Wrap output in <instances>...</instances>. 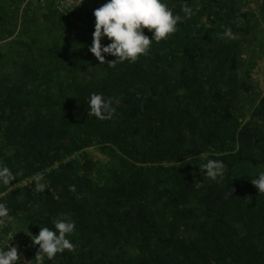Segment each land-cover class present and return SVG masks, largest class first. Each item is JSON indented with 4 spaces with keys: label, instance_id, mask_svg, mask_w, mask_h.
<instances>
[{
    "label": "trees",
    "instance_id": "trees-1",
    "mask_svg": "<svg viewBox=\"0 0 264 264\" xmlns=\"http://www.w3.org/2000/svg\"><path fill=\"white\" fill-rule=\"evenodd\" d=\"M162 2L192 15L109 66L88 51L93 14L0 0V163L16 176L0 203L33 235L76 226L74 249L44 264H264V193L251 183L264 172V90L241 60L263 0ZM91 93L111 98L112 119L88 115ZM205 155L223 161L222 180L200 169Z\"/></svg>",
    "mask_w": 264,
    "mask_h": 264
},
{
    "label": "clouds",
    "instance_id": "clouds-1",
    "mask_svg": "<svg viewBox=\"0 0 264 264\" xmlns=\"http://www.w3.org/2000/svg\"><path fill=\"white\" fill-rule=\"evenodd\" d=\"M182 11L185 17L174 15L162 0H106V3L93 11L94 31L88 51L99 64L105 63V55L115 57L108 63L109 66H114L117 61L134 63L140 56L148 54L153 40L160 42L167 39L176 31L178 23L191 17V8L183 6ZM144 29L152 33L151 38L144 34ZM225 34L230 35V30ZM105 38L109 43L103 45L102 40ZM88 108V115L99 120H110L116 112L111 98H105L100 93L90 94ZM202 158L206 163L199 167L205 171L207 177L213 181L218 178L222 180L225 170L223 161L208 159L206 155ZM13 180H16L15 174L0 163V185L10 186ZM33 180L37 192L46 190V184L40 182V173L35 174ZM251 183L258 189L259 194L264 193V172H260L256 179H251ZM69 190L75 191V186H69ZM7 216V207L0 203V218ZM75 227L74 222L59 219L54 221V229L41 227L38 235L31 236L33 246H39L35 264H44L45 257L51 261L58 253L72 251L75 246L67 237L74 233ZM22 258L16 246L8 245L6 250L0 251V264H17Z\"/></svg>",
    "mask_w": 264,
    "mask_h": 264
},
{
    "label": "built area",
    "instance_id": "built-area-1",
    "mask_svg": "<svg viewBox=\"0 0 264 264\" xmlns=\"http://www.w3.org/2000/svg\"><path fill=\"white\" fill-rule=\"evenodd\" d=\"M38 4H51L53 8L64 17L70 15H89L93 14L94 9L99 8L106 0H26ZM21 181L20 184H25ZM9 223L12 227H9ZM31 236L34 235L30 231H22L16 228L15 223L6 217L0 218V251L6 250L7 246H16L18 254L22 255L23 260L33 249ZM19 260V261H21ZM18 261V262H19Z\"/></svg>",
    "mask_w": 264,
    "mask_h": 264
},
{
    "label": "rangeland",
    "instance_id": "rangeland-1",
    "mask_svg": "<svg viewBox=\"0 0 264 264\" xmlns=\"http://www.w3.org/2000/svg\"><path fill=\"white\" fill-rule=\"evenodd\" d=\"M252 7L255 8L256 4L252 3ZM241 60L247 66V70H250L253 75L252 81H254L256 91L253 92L254 95L261 94V91L264 90V9L258 18L255 28L252 29L243 44ZM93 155H96L95 151H93Z\"/></svg>",
    "mask_w": 264,
    "mask_h": 264
}]
</instances>
